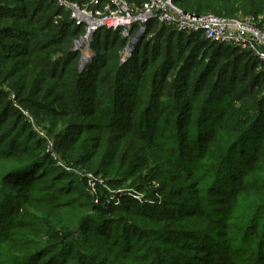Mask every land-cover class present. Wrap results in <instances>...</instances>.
Masks as SVG:
<instances>
[{
    "label": "trees",
    "instance_id": "trees-1",
    "mask_svg": "<svg viewBox=\"0 0 264 264\" xmlns=\"http://www.w3.org/2000/svg\"><path fill=\"white\" fill-rule=\"evenodd\" d=\"M175 3L197 15L252 17L264 29V0ZM83 34L55 0H0V264H264L257 59L151 22L125 63L127 40L97 31L83 68L73 50ZM26 112L53 135L66 165L86 167L113 190L131 179L141 192L159 182L148 195L162 193L163 206L128 197L115 206L104 195L96 204L47 153ZM152 161L164 164L153 170ZM201 163L216 180L192 181L195 197L183 196L179 170Z\"/></svg>",
    "mask_w": 264,
    "mask_h": 264
},
{
    "label": "built area",
    "instance_id": "built-area-1",
    "mask_svg": "<svg viewBox=\"0 0 264 264\" xmlns=\"http://www.w3.org/2000/svg\"><path fill=\"white\" fill-rule=\"evenodd\" d=\"M69 12L75 26L84 28V34L74 43L73 50L80 54L81 66L89 64L93 58L91 44L94 34L107 29L119 32L127 40L121 52V61H129L142 36L151 22L174 27L178 31L201 35L210 42L240 48L251 53L258 61V71L264 74V30L260 29L255 18H226L214 14L197 15L185 12L175 0H145L140 6L126 0H55ZM152 37V36H149ZM80 63V64H81ZM37 134L45 138L44 129L39 127L26 112ZM47 139V138H46ZM102 185H106L103 177ZM104 187V186H103ZM106 199L117 206L120 195L114 193ZM115 195V196H114ZM98 204V198L94 199Z\"/></svg>",
    "mask_w": 264,
    "mask_h": 264
},
{
    "label": "rangeland",
    "instance_id": "rangeland-1",
    "mask_svg": "<svg viewBox=\"0 0 264 264\" xmlns=\"http://www.w3.org/2000/svg\"><path fill=\"white\" fill-rule=\"evenodd\" d=\"M258 23L259 22H257V24ZM262 30H264V29L262 28ZM148 39H152V37H149ZM125 62H128V61H125ZM80 63H81V61H80ZM89 64H86L82 67L86 68ZM81 65H82V63H81ZM226 84H228V83H226ZM228 86H230V85H227V87ZM227 87H225V88H227ZM231 98H232V95H231V90H230L229 94H222L221 97H218L217 103L220 104V107H221L224 104L226 105L227 101L231 102ZM210 119H212V117ZM45 126L48 127L47 124ZM44 133H45V138H42L39 135L38 136H39V138L45 139V141L47 143V153L49 152L52 154V158H53V160H55L57 162L58 166L59 165L63 166L67 172L74 173L77 177V180L83 182V184L87 187V190L89 192L90 197H92L94 199L98 198L100 201L98 204H101L103 195L105 196L106 199L109 198L110 195H113L112 191H108V189H110V188H108L107 190L104 189L107 187H106V185H102L103 182H102V180H99V178L97 177L98 176L97 174L93 173L92 171H90L86 167H81V166H77V165H75V166L66 165L63 162V160L61 159L62 158V156H61L62 152L57 153L55 151L56 148L54 145L55 140H54L53 135L49 134L47 132V129H45ZM160 163L164 164L163 161L162 162L159 161L158 163L153 162V164H151V168H153V170H159L157 168V166H159L158 164H160ZM148 166H150V162H149ZM146 171H147V167L144 168V172H146ZM217 174H218L217 170L215 171L210 165H208L206 163H201L200 167H198L197 169H194V171L191 174H189V173L187 174L186 172H184V170L183 171L179 170L178 176H181V177L184 176V178H185L184 179V186L186 187V191L183 189L182 186L178 187V190L180 189V191L183 193V196H188L190 194L189 196L194 198L195 195L193 193H191V189H190L191 182L192 181L200 182V181L204 180V182H205L204 185L207 186V184H211V182L213 180H216ZM195 175L199 178H194L193 176H195ZM99 176L102 177L101 175H99ZM144 176L147 177L146 175H144ZM147 178H149V177H147ZM136 182H137L136 179L135 180L131 179V180L125 181L120 187L115 189L114 193H116V195H120V199H116L117 204H118L117 206L121 205V202H122L121 199L123 197L132 198V199H134V201H138L140 204H150L153 207L163 206V202L165 201V199H164V197H162L163 196L162 193H159V194L156 193L157 198L155 201L150 197V195H148V193L151 192L152 190H154V188L156 190L160 191L162 186L160 185L159 182H155L153 184H150L151 182L149 181V183H147L145 185L146 186L144 189L145 191H142V192L136 188V186H137ZM247 182H248V180H247ZM213 188L215 190H217V187H213ZM226 189H228V188H226ZM207 191H208V188H207ZM218 191L220 192V190H218ZM197 192H198V197L200 198V193L198 190H197ZM202 192H204V191H202ZM218 197L219 196H217L215 198H218ZM106 203H108V202H106ZM166 203H168V202L166 201ZM214 213L215 212H211V214H214ZM216 218H220V217L217 216ZM145 224H146V228H147V226L149 228L153 224H157V226L161 227V224L157 221H154V222L148 221ZM206 228H208V225H206ZM120 231H122V230H120Z\"/></svg>",
    "mask_w": 264,
    "mask_h": 264
}]
</instances>
